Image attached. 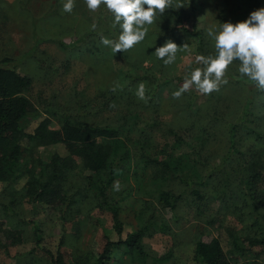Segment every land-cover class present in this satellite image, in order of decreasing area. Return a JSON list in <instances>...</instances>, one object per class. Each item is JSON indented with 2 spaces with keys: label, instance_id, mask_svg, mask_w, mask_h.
Returning <instances> with one entry per match:
<instances>
[{
  "label": "rangeland",
  "instance_id": "1",
  "mask_svg": "<svg viewBox=\"0 0 264 264\" xmlns=\"http://www.w3.org/2000/svg\"><path fill=\"white\" fill-rule=\"evenodd\" d=\"M186 1L187 15L179 27L189 29L188 33L160 28L156 16V21L147 25L142 42L115 53L92 36L88 16L94 12L84 0H74L71 13L63 11L66 0H0V61L9 59L7 66L32 79L25 95L38 112L22 122L26 131L33 133L46 118L58 129L64 115L122 129L121 140L129 154L117 165L116 179L107 193L109 202L119 208L123 239L149 220L154 225L145 232V251L153 257L172 252L169 260L147 264H194L196 242L214 238L221 240L235 264H264V249L254 248L248 256L240 257L233 248L235 238L243 240L264 227V179L249 185L251 191L245 186L251 156L232 153L228 131L256 91V111L264 115V91L240 74L237 60L225 74L229 71L230 79L245 82L242 90L238 84L221 83L218 91L203 94L193 85L180 98L173 97L195 68H203L196 60L203 56L201 37L210 41V55L215 56V40L208 30L219 23L245 21L251 12L264 8V3ZM179 6L178 0H172L169 8ZM105 13L113 16L108 10ZM116 26L112 36L102 37L118 40L121 29ZM167 40L178 47L188 44L187 49L177 51L170 65L154 54ZM140 82L146 86V101L135 95ZM189 99L193 110L202 107L203 119H189ZM215 108L226 122L208 123ZM177 137L185 142L178 143ZM253 143L249 140L237 147L247 152ZM194 145L197 152H193ZM23 146L27 149L24 158L41 165L38 171L55 155H67L64 145L33 148L25 140ZM77 161L78 166L60 178L55 202L29 201L27 174L14 181L0 180V264H53L50 253L56 254L62 238L67 264H94L107 239L119 241L111 211L98 205L97 189L89 185V176L94 174ZM154 161H166L169 166L161 168ZM22 162L17 174L23 169ZM232 170L237 172L230 178L226 172ZM181 175L191 179L187 176L184 180ZM94 180L93 184L99 185L106 176ZM164 190L178 197L173 208L158 202ZM194 190L201 193V199ZM244 245L248 248L246 241ZM113 256L111 264H142L126 247L116 249Z\"/></svg>",
  "mask_w": 264,
  "mask_h": 264
},
{
  "label": "trees",
  "instance_id": "2",
  "mask_svg": "<svg viewBox=\"0 0 264 264\" xmlns=\"http://www.w3.org/2000/svg\"><path fill=\"white\" fill-rule=\"evenodd\" d=\"M262 1L264 3V0ZM178 2L179 7L168 8L163 15L157 14L158 23L155 21L157 26H160V28L165 27L167 31L170 30L169 32L188 33L189 29L183 26L179 27L181 22L184 21L185 15H187L188 2L186 0H178ZM106 10V7L101 5L93 13L94 15L90 14L88 16L92 24V36L98 39L104 38L102 36L107 34V36H112L111 33L118 30V26L111 28L110 22L113 21L114 17H110L107 14L108 12L104 14ZM83 14L87 16V12ZM201 38L203 46L200 44V51L204 57H208L212 54L208 48L210 41L203 36ZM9 61V59L0 61V180L14 181L19 176L21 177L22 174H27L29 178L26 190L29 201L41 202L48 200L49 202H55L54 200L60 194L58 187L60 178L72 169L74 170L78 166L77 160H80L83 168L93 173L94 177L106 176V180L99 185L93 184V176H89V179L88 177L87 179L89 180V185L95 188V190L97 189L98 205L111 211L115 231L120 237L117 242L107 239L103 252L95 258L94 264H111L115 250L122 247H126L132 256L142 264H147L149 261L169 260L172 255L171 251L161 257H153L145 251L143 246L145 232L154 225L149 220L138 231L127 234L126 238L123 239L124 223L120 219L119 208L109 202L107 190L109 187L111 188L116 179L117 165L120 166L121 162L129 154L124 146V142L121 140L122 129L112 124L95 125L87 121H76L69 115H64L61 118V126L58 129L51 127V120L46 118L39 123L33 133L26 131L22 126V122L25 118L34 114L36 115L38 112L33 103L25 95L32 87L33 82L30 77L21 75L15 68L7 66L6 63ZM233 63L236 64L237 60H234L230 64V67ZM230 77L232 75L228 71L224 76V80H227L226 83L238 84L240 85V90L246 87L245 82L230 79ZM256 92L259 93L258 91ZM256 92L252 99L247 100L248 104L245 106L242 117L236 122L231 123L228 130L232 153H240L243 157L247 155L251 156V166L248 174L245 176L247 180L244 182L247 188H249V185L256 184L258 181L264 179V115L261 116L256 111L255 101H253L257 99ZM190 99L192 100L191 97ZM190 99L188 101L189 119H203L205 114L202 115V107L196 111L193 110ZM213 111V113L209 114L208 123L226 122L217 108ZM175 136L177 135L175 134ZM25 140L30 142L33 148L64 145L67 155H55L47 167L38 171L39 166H41L40 164L31 163L27 158H24V152L27 151L23 146ZM249 140L254 142L253 145H250L247 152H242L237 146L241 142ZM177 142L183 143L185 141L177 137ZM121 147L123 153L121 152ZM194 147L195 145L193 146V152H197ZM198 156L202 158L201 154ZM21 161H23L21 165L23 169L17 174ZM154 163L160 165L161 168L169 166L166 161H154ZM236 172L234 170L227 171L226 175L233 178ZM187 176L181 175L182 179ZM189 178L191 179V177ZM185 179L188 180V178ZM249 190L251 191L250 188ZM193 194L197 199L202 198L198 190H194ZM158 202L164 207L173 208L178 202V197L164 190L160 192ZM164 228L165 226L162 227V229ZM20 233V231L17 232L18 235ZM240 241H242V244H240ZM244 241H246L248 248L245 247ZM65 242V239L62 238L56 254L50 253L53 264H67L65 255L62 252ZM258 247L264 249L263 226H260L255 231V235L248 236L243 240H240L238 237L233 242L234 251L239 252L240 257L248 256L247 253ZM231 253L233 256L237 255V253H233L232 251ZM193 261L194 264L236 263L224 250L219 238H214L209 242L203 240L197 241L194 248Z\"/></svg>",
  "mask_w": 264,
  "mask_h": 264
},
{
  "label": "clouds",
  "instance_id": "3",
  "mask_svg": "<svg viewBox=\"0 0 264 264\" xmlns=\"http://www.w3.org/2000/svg\"><path fill=\"white\" fill-rule=\"evenodd\" d=\"M90 11H97L101 5L114 16V27L118 24L121 32L118 40L102 38L101 43L110 46L115 53L130 50L142 42L148 32L147 25H152L157 14L163 15L171 6L172 0H84ZM75 6L74 0L63 3V11L71 13ZM146 6V7H145ZM208 36L215 40V56H198L197 62L203 68L197 67L185 78L180 89L173 93L178 99L182 93L195 88L210 94L219 90L222 78L229 65L234 60L240 61L239 72L247 76L256 86L264 91V8L251 12L249 18L238 23H219L215 29L208 30ZM188 44L178 47L171 40L155 49V56L164 61L165 65L174 63L176 53L187 49ZM113 91L116 89L113 88ZM146 86L140 82L135 95L141 101H146Z\"/></svg>",
  "mask_w": 264,
  "mask_h": 264
}]
</instances>
